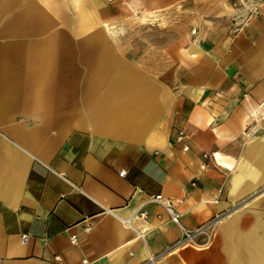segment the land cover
Wrapping results in <instances>:
<instances>
[{"label":"crops","instance_id":"0c3cea01","mask_svg":"<svg viewBox=\"0 0 264 264\" xmlns=\"http://www.w3.org/2000/svg\"><path fill=\"white\" fill-rule=\"evenodd\" d=\"M149 256L264 264V0H0V264Z\"/></svg>","mask_w":264,"mask_h":264},{"label":"built area","instance_id":"2783aa9c","mask_svg":"<svg viewBox=\"0 0 264 264\" xmlns=\"http://www.w3.org/2000/svg\"><path fill=\"white\" fill-rule=\"evenodd\" d=\"M107 1L111 3L114 0H107ZM257 14H258V6L252 7L249 11V16L255 17ZM245 24H246V20L243 21L242 25H245ZM183 137H184V134L183 132L180 131L178 132L175 140L177 142L182 141ZM183 150L186 151L187 147H183ZM123 174L124 172L119 173L120 176H123ZM177 202L181 203L182 201L179 200ZM147 203H155V204L160 205L163 208V210L166 212V214L168 215L170 221L176 224L181 230L180 239L171 246L170 250L181 247L183 245H194L196 247L206 246L212 239V234H213L215 227L228 214V213H218L212 216L209 220L199 225L198 227L192 230H187L181 225L180 215L175 209L176 203L173 202L171 199L164 198L162 195L157 194V195L151 196L149 200L147 201ZM147 217H148L147 212L140 208L134 213V215L131 218L121 220V224L126 228H131L133 219H139V220L145 221ZM137 236L140 239H143L144 233L138 232ZM200 236L204 237L203 242L201 243L197 242V238ZM26 240H27V236L23 235L22 242H25ZM70 241L72 244H75L77 241V238L75 236H71ZM157 258L158 256H149L145 264H154ZM81 264H88V261L83 259L81 261Z\"/></svg>","mask_w":264,"mask_h":264},{"label":"rangeland","instance_id":"374dc122","mask_svg":"<svg viewBox=\"0 0 264 264\" xmlns=\"http://www.w3.org/2000/svg\"><path fill=\"white\" fill-rule=\"evenodd\" d=\"M156 21L153 22L154 25L153 28L150 31V36H154L158 39V42L165 38V33L168 38V34H172L173 39H176L180 33H181V25L186 24V20L184 17H181L180 15H172V16H166V17H159L155 19ZM170 27V28H169ZM167 28V30H165ZM169 30V31H168ZM144 31H141L142 34ZM148 32V31H147ZM139 33V32H138ZM136 33L132 34L133 36ZM144 36H147L145 34ZM149 36V35H148ZM159 46V45H158Z\"/></svg>","mask_w":264,"mask_h":264}]
</instances>
